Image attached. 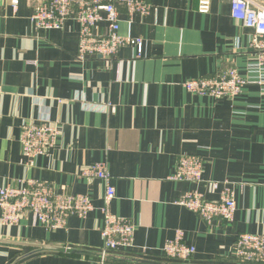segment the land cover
Returning <instances> with one entry per match:
<instances>
[{"label":"crops","instance_id":"1","mask_svg":"<svg viewBox=\"0 0 264 264\" xmlns=\"http://www.w3.org/2000/svg\"><path fill=\"white\" fill-rule=\"evenodd\" d=\"M146 1L153 6L146 16L130 17L120 8V34L143 40L140 56L125 47L113 60L80 61L77 22L61 31H36L31 3L21 0L14 10L0 0V190L35 179L60 193L86 195L95 208L55 231L33 214L19 226L0 222V264H12L35 245L79 254L42 253L19 264H95L105 186L82 173L96 163H106L112 176V213L136 226L135 249L113 252L110 264H181L162 253L177 231L196 248L188 264H238V235L264 234V85L250 84L234 100L184 88L229 67L264 82L253 31L233 20L232 0H213L206 15L197 12L198 0ZM26 122L60 127L56 147L34 167L25 164L20 142ZM182 156L202 160L204 185L173 180ZM226 181L237 203L232 224H207L177 204L191 191L218 200L220 191L207 182Z\"/></svg>","mask_w":264,"mask_h":264},{"label":"built area","instance_id":"2","mask_svg":"<svg viewBox=\"0 0 264 264\" xmlns=\"http://www.w3.org/2000/svg\"><path fill=\"white\" fill-rule=\"evenodd\" d=\"M21 0H9L14 10ZM33 6L31 22L36 31H61L69 21L80 25L77 58L113 60L125 47H133L139 56L143 52L141 38L120 34V8L127 14L148 15L153 6L146 0H26ZM213 0H198L197 12L202 15L211 12ZM231 15L242 27L252 30L251 47L256 52L259 67L264 65V4L255 0H232ZM250 84L264 85L263 81L252 82L241 76L235 67L220 70L210 77L187 81V92L215 100H234ZM60 127L51 122H26L22 125L20 142L28 167H34L36 158L53 150L58 142ZM203 162L197 156H182L177 165L173 180L204 185ZM84 177L101 180L105 186L104 203L101 210L103 227L102 246L95 264H110L109 256L118 250L135 249L136 226L111 211L116 197L112 176L106 163H96L83 173ZM212 183L219 190L218 200H208L204 194L191 191L177 202L179 206L197 214L207 224L216 219L229 224L235 221L237 203L233 185L229 182ZM95 210L91 199L86 195L60 193L52 184L40 180L23 181V186H7L0 190V222L3 226H19L27 214H33L39 223L50 230H60L67 226L70 217L86 219ZM184 233L177 231L174 239L162 248L168 259L190 263L196 248L184 241ZM235 259L238 264H264V234H239L236 241ZM148 248H141L147 253Z\"/></svg>","mask_w":264,"mask_h":264},{"label":"water","instance_id":"3","mask_svg":"<svg viewBox=\"0 0 264 264\" xmlns=\"http://www.w3.org/2000/svg\"><path fill=\"white\" fill-rule=\"evenodd\" d=\"M13 91V90H8ZM35 250L33 252H30L29 254L22 256L15 260L12 264H19L22 260L31 257L36 254H42V253H58V254H69V255H77L79 254L78 251L71 249V248H64V247H51V246H41V245H35L33 246Z\"/></svg>","mask_w":264,"mask_h":264}]
</instances>
